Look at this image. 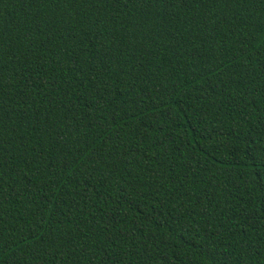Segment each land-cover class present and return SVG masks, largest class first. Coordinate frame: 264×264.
Segmentation results:
<instances>
[{"label":"trees","instance_id":"trees-1","mask_svg":"<svg viewBox=\"0 0 264 264\" xmlns=\"http://www.w3.org/2000/svg\"><path fill=\"white\" fill-rule=\"evenodd\" d=\"M0 264H264V0H0Z\"/></svg>","mask_w":264,"mask_h":264}]
</instances>
